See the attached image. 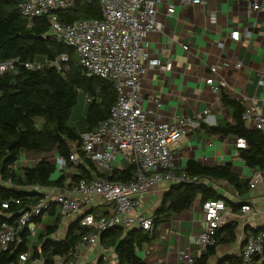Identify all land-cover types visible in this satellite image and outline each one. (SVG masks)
<instances>
[{
  "label": "built area",
  "instance_id": "obj_1",
  "mask_svg": "<svg viewBox=\"0 0 264 264\" xmlns=\"http://www.w3.org/2000/svg\"><path fill=\"white\" fill-rule=\"evenodd\" d=\"M76 0H22L18 4L20 15L29 20L45 18L48 35L57 43L75 50L79 66L87 76H96L112 84L116 99L109 110L106 120L81 137L80 149L98 173L110 174L114 168L128 164L134 171L130 181L110 183L104 179L84 180L73 184L66 180L64 190L77 197L55 195L43 198L38 204L25 210L11 224H2L0 228V251H7L11 244L19 242L18 232L27 227L32 233L37 227L34 220H43L54 209L56 215H80V207L88 206L93 198H99L104 204L113 206L111 216H94L83 214L79 218L80 226L89 230L73 249L79 251L83 244H94L102 231L111 228L124 230L140 229L150 233L153 218L137 212L144 194L158 183H186L198 186L206 185L207 180L185 173H173L171 147L176 145L185 134V127L191 121L178 117L169 124L161 123V104L158 99H151V107L146 109L140 89L139 75L145 69L157 68L164 72L172 69L171 61L152 57L149 54V35L159 30L157 9L163 1H177L184 5H204L206 0H94L101 10L99 20H76L70 24L58 22L56 11L66 10ZM90 3L92 0H80ZM264 11V7L254 1L247 12ZM166 12L172 15L174 8L168 5ZM239 32L230 33V38L237 41ZM186 50V47H183ZM28 71H41L46 67L53 68L57 74L64 76L68 70V57L58 55L53 60H34L20 63L17 59L0 62V76L13 71L16 66ZM240 63H235L239 69ZM218 66L209 67L212 74L218 73ZM259 85L264 89V73L260 75ZM205 84L216 94L218 87L207 78ZM203 115L208 111L204 110ZM242 119L248 125L264 130V117L259 114L253 103L245 106ZM237 150L245 148L242 139H236ZM56 173L66 170V161L52 156ZM69 162L71 173L77 174V156L70 151ZM73 170V171H72ZM1 182V181H0ZM263 182L260 172L252 175L249 187L253 188ZM5 184H9L6 182ZM7 208V205H2ZM241 212L247 213L250 207L241 206ZM204 227L196 237L194 244L201 250L215 245V232L220 224L228 220L230 213L222 200L206 201L201 205ZM28 251L20 254L17 260L8 264H41L32 259V245L27 243ZM264 249V232L250 236L244 245L240 264H259L256 257ZM193 254L182 253L178 264H194ZM53 264H74L68 257H55Z\"/></svg>",
  "mask_w": 264,
  "mask_h": 264
},
{
  "label": "trees",
  "instance_id": "obj_2",
  "mask_svg": "<svg viewBox=\"0 0 264 264\" xmlns=\"http://www.w3.org/2000/svg\"><path fill=\"white\" fill-rule=\"evenodd\" d=\"M21 1L0 0V62L11 59H17L20 63L53 60L65 54L69 70L62 77L50 67L41 71H28L17 65L13 71L0 76V228L2 224H11L17 220L23 211L43 199L42 194L28 191L27 188L61 187L66 179H71L75 184L80 180L88 182L94 177L110 183H125L131 180L134 171L133 166L126 164L121 170L114 168L110 174H98L84 158L80 149L81 135L94 130L107 119L116 99L115 89L108 81L82 72L75 50L49 37V26L45 18L34 19L28 25L27 19L20 15L18 9ZM55 13L61 24L101 19V10L94 0L90 3L76 0L68 9ZM79 94H83L87 100L85 115L79 125L73 127L68 122ZM219 97L221 104L229 110L230 121H222L215 126L200 125V129L220 139L233 136L244 140L245 148L238 150V156L247 168L261 172L264 182V130L245 126L242 119L245 106L239 100L223 92ZM37 119L43 122L40 128L36 125ZM11 141H14V145L7 150V143ZM72 147L79 158L76 167L78 175L66 176L63 172L54 178L55 164L46 159L37 161L32 167L22 168L19 174L14 171L19 156L24 152L60 157L71 168L69 155ZM184 173L212 183H225L232 187L239 198H243L249 189V181L240 179L228 164L205 167L191 161L187 163ZM197 199L203 204L219 200L220 196L204 184L171 185L153 213L151 233L139 229L111 228L99 234V246L113 251L116 264H144L137 257V250L150 244L155 228L166 222L171 214L189 209ZM223 202L232 214L242 206L228 200ZM2 205H7V208H2ZM49 215H53V209ZM39 222V218L34 220L35 224ZM58 223L59 218L56 217L53 228L40 232L32 247V259L40 260L41 264H53L55 257L69 258L75 245L89 232L76 221L68 227L63 239H49V236L55 234ZM235 228L236 225L228 221L220 224L215 232V245L205 249L204 254L194 260V264H207L217 245L234 240ZM260 232H264V229L251 233L256 235ZM31 236L27 227L21 229L18 232L19 242L11 244L7 251H0V264H8L17 260L18 255L26 253ZM259 256L264 257V249ZM96 264H103V259H99ZM216 264H240V258L226 257Z\"/></svg>",
  "mask_w": 264,
  "mask_h": 264
},
{
  "label": "crops",
  "instance_id": "obj_3",
  "mask_svg": "<svg viewBox=\"0 0 264 264\" xmlns=\"http://www.w3.org/2000/svg\"><path fill=\"white\" fill-rule=\"evenodd\" d=\"M254 1L264 7V0H206L204 5L193 6L177 1H163L158 6L159 30L149 35V54L171 61L172 69L169 72L157 68L145 69L141 73L142 77L139 75L140 93L146 109L151 107V99H158L161 104V123L169 124L178 117L191 121V125L185 127L182 139L171 147L175 174L184 173L187 163L191 161L205 167L228 164L234 174L248 181L253 174L259 172L247 168L241 161L235 148V137L220 139L200 129V125L215 126L222 121H230L229 110L220 102L221 92L239 100L244 106L248 103L255 104L260 116L264 117V89L258 83L260 75L264 73V11H252L248 14L247 9ZM168 5L174 8L172 15L166 12ZM27 22L28 25L32 24V21ZM234 31L240 33L237 41L230 38V33ZM183 47H186V50H183ZM235 63H240L241 67L235 68ZM211 66H218V73H210ZM207 78H211L213 85L218 87L216 94L205 84ZM204 110L208 111L207 115L202 114ZM245 126L252 127L246 122ZM70 151L74 152V148ZM75 154L77 156V153ZM28 155L30 157H27ZM32 155L42 157L31 160ZM41 159H45L43 155L24 152L19 156L14 171L19 174L18 169L22 162H27L28 167H32ZM77 160L79 162L78 156ZM125 165L122 163L115 169L121 170ZM75 172L77 174L74 175H78L77 169ZM64 173L66 176L73 175L71 168L67 166ZM61 175L57 174V177ZM66 180L72 183L71 179ZM171 185L174 184L161 182L149 189L142 197L137 212L153 218L162 195ZM206 186L220 196L219 200L247 204L250 207L247 213H242L240 209L233 214L227 208L230 213L228 223L236 225L234 240L217 245L207 264H216L226 257L241 260L245 242L253 235L251 232L264 229V182L253 188L249 187L243 198H239L232 187L220 181H207ZM27 190L38 192L43 198L61 194L77 197L70 195L63 186L32 187ZM201 205L197 199L189 209L171 214L166 222L155 228L150 244L137 250V257L144 264H178V257L182 253L193 254L194 258L204 254L205 250L194 244L204 227ZM80 210L82 215L105 217L114 212L113 206L104 204L99 198H93L88 206L80 207ZM81 213L75 216H61L56 215L53 209V215H48L35 224L37 227L28 242L30 241L33 247L32 239H36L41 231L53 228L56 217L59 218L57 230L48 238L63 239L68 227L79 220ZM60 232H63L62 235L57 237ZM68 259L74 264H96L99 259H103V264H116L113 251L102 249L99 240L94 244L81 245L79 251L72 252ZM256 259L259 264L264 262L262 256L258 255Z\"/></svg>",
  "mask_w": 264,
  "mask_h": 264
},
{
  "label": "rangeland",
  "instance_id": "obj_4",
  "mask_svg": "<svg viewBox=\"0 0 264 264\" xmlns=\"http://www.w3.org/2000/svg\"><path fill=\"white\" fill-rule=\"evenodd\" d=\"M141 77H142V74H141ZM85 105H86V101H85L84 95L83 94H79L78 98H77L76 105L74 106V108L71 111L70 121L68 122V124L70 126L76 127L83 120L84 115H85ZM42 123L43 122L40 119L36 120V125H37L38 128L41 127ZM29 155L27 157H30ZM40 157H42V156H34V155H32L31 156V158H32L31 160H34V159H37V158H40ZM43 158L53 162V157L50 154H44ZM19 166H20V168H25V167H28L29 164L27 162H22ZM20 168L18 170L21 171ZM56 176H57V173H54L52 177L55 178ZM62 233L63 232L58 233L57 237H60L62 235ZM36 241H37V238L36 239L34 238V240L32 239L31 243L33 242L35 244Z\"/></svg>",
  "mask_w": 264,
  "mask_h": 264
},
{
  "label": "water",
  "instance_id": "obj_5",
  "mask_svg": "<svg viewBox=\"0 0 264 264\" xmlns=\"http://www.w3.org/2000/svg\"><path fill=\"white\" fill-rule=\"evenodd\" d=\"M12 145H14V141L7 143L6 149L9 150Z\"/></svg>",
  "mask_w": 264,
  "mask_h": 264
}]
</instances>
